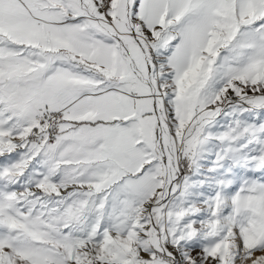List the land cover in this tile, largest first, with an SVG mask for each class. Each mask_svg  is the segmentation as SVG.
<instances>
[{"label":"snow or ice","instance_id":"6c2138e0","mask_svg":"<svg viewBox=\"0 0 264 264\" xmlns=\"http://www.w3.org/2000/svg\"><path fill=\"white\" fill-rule=\"evenodd\" d=\"M0 264H264V0H0Z\"/></svg>","mask_w":264,"mask_h":264}]
</instances>
